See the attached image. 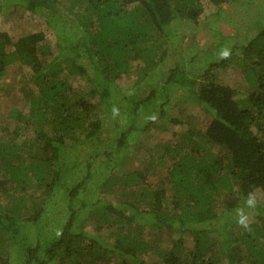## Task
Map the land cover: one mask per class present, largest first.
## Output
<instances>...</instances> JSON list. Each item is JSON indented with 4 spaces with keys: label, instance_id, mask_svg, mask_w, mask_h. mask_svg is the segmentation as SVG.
<instances>
[{
    "label": "trees",
    "instance_id": "trees-1",
    "mask_svg": "<svg viewBox=\"0 0 264 264\" xmlns=\"http://www.w3.org/2000/svg\"><path fill=\"white\" fill-rule=\"evenodd\" d=\"M248 1L207 0L213 17ZM204 13L201 0L0 1L4 22L28 14L55 34L0 32V86L15 63L29 89L1 127L0 264H264V24L259 12L240 46L184 48L179 25ZM227 66L244 89L217 80ZM151 130L168 136L144 146Z\"/></svg>",
    "mask_w": 264,
    "mask_h": 264
},
{
    "label": "rangeland",
    "instance_id": "rangeland-1",
    "mask_svg": "<svg viewBox=\"0 0 264 264\" xmlns=\"http://www.w3.org/2000/svg\"><path fill=\"white\" fill-rule=\"evenodd\" d=\"M201 1L205 13L202 16L203 19H201L200 23L197 26L189 28L186 24V27H183L184 25L182 26L181 24L179 25L181 33L187 35L182 44H180L184 48L195 50L197 46H201L204 50L213 49L215 43L221 39V34L225 36L222 42L229 44L236 41V45H239L240 43L247 41L249 37L253 36L256 32L254 26H252V22L255 20L259 12L261 14L260 21L264 24V0H249L248 2L241 3L239 6L234 4L228 6L225 5L220 10L218 17H213L211 15L216 7L209 4L207 0ZM33 31H43L45 37L47 38V43L50 45L53 44L55 40L54 30L53 28L47 26L43 20L31 18V16L27 14L19 21L4 22L0 15V32H5L12 38ZM215 31L216 33L219 32V35H217ZM172 59L176 60L175 58H170L171 61ZM167 61L169 60L167 59ZM19 67L20 66H17L15 63L8 65V75L3 82V86H0V134L2 135L0 137L3 138L5 133L2 134V125L7 124L12 127V123L5 117L8 106H10V104L14 101L17 102V105L21 104L25 94L24 91L26 89L29 90L27 86L23 88L22 86L25 84L23 85V83L17 80L18 74L21 73L19 71ZM240 69L236 66H227L224 69L215 70V73L219 76L217 80H220L222 83L233 88L242 90L246 87V83L244 81L243 72ZM137 70H139L137 63L132 62L129 72H127V74L120 75L118 78L121 88L127 90L129 89L128 92H130L131 90H134V86H140L139 84L137 85V83L132 86L134 81L138 78V76H140L137 73L139 72ZM13 74L16 75L13 76ZM142 82L143 83H141V85L143 86V90V88H145L144 86H148L149 84L145 81ZM16 83H18L17 86L15 85ZM187 105L188 103L184 104L183 108ZM23 108L25 109V105ZM187 110L191 114L189 119L194 123V125L200 124L202 126L207 124L208 118L204 116L198 106L189 105L187 106ZM154 130H151L150 133H148V136L143 139L144 146L148 145L150 147L155 145L156 142L161 141L168 136V133H165L164 131L161 132V130ZM98 194L103 193L99 192ZM92 198H95V193L92 195ZM256 198L257 202H259V200H261V195H256ZM3 201L4 200L1 199L0 202L2 203ZM84 210L85 209L82 211ZM228 220V217L222 216L221 219H219V223L227 224ZM211 223L217 224L218 221L213 220ZM100 235L104 237L105 231L101 232ZM261 239L264 241V236H262Z\"/></svg>",
    "mask_w": 264,
    "mask_h": 264
},
{
    "label": "clouds",
    "instance_id": "clouds-1",
    "mask_svg": "<svg viewBox=\"0 0 264 264\" xmlns=\"http://www.w3.org/2000/svg\"><path fill=\"white\" fill-rule=\"evenodd\" d=\"M229 50L224 49L221 53L222 58L229 56ZM113 117L119 115V110L115 107L112 108ZM155 119V117H153ZM257 206V198L253 193H249L247 199L243 202V205L238 207L235 212L236 222L238 226L248 229L250 227V221L255 213Z\"/></svg>",
    "mask_w": 264,
    "mask_h": 264
}]
</instances>
